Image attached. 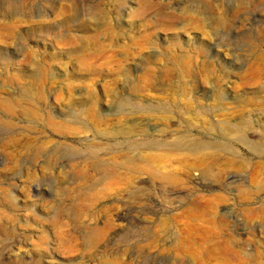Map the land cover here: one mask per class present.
I'll return each instance as SVG.
<instances>
[{"label":"rangeland","instance_id":"1","mask_svg":"<svg viewBox=\"0 0 264 264\" xmlns=\"http://www.w3.org/2000/svg\"><path fill=\"white\" fill-rule=\"evenodd\" d=\"M237 121L241 139L219 126ZM181 134L229 148L210 150L230 189L192 193L221 194L254 229L264 189H237L264 173V0H0V264H202L180 247L202 224L189 200L128 197L103 164Z\"/></svg>","mask_w":264,"mask_h":264},{"label":"bare ground","instance_id":"2","mask_svg":"<svg viewBox=\"0 0 264 264\" xmlns=\"http://www.w3.org/2000/svg\"><path fill=\"white\" fill-rule=\"evenodd\" d=\"M242 124L241 121H237L233 125L238 127L232 125L219 126L225 131L237 133L238 139H241L240 131L242 129L238 128L243 127ZM245 130L249 131V129ZM156 131L159 134L178 132V130H169L166 127L158 128ZM224 146L223 144L201 140L192 141L188 144V135L181 134L166 142L150 140L145 143L131 144L129 146L131 154L112 153L103 164L106 167L105 174L109 178L110 189L115 190L120 187L127 192L128 197L140 200L145 195L147 202L151 204L155 197V192L152 190L159 186L162 188L161 190L159 188L161 194L165 195L167 201L174 202L186 199L188 203L189 200L190 206L186 209L187 217L199 219L202 224H193V228L190 226L193 230L190 234L186 232L185 236L181 237L184 242L180 247L183 251L191 253L194 257L193 262H201L202 264H249L252 253L248 251V248H255V246L264 248V200L262 203L259 202L261 205L257 209L248 210L247 215H243L246 218L244 223L247 227L249 225L250 227L255 226L254 229L258 231L256 233L252 228L249 230L245 227L240 229L237 228L238 226L235 227L241 220L238 216L240 213L235 211L238 214H234L232 208L225 206L226 198L221 194L196 196L192 193L197 187L207 191L211 189H225L227 191L230 189L233 179L227 181L226 184L217 181L218 170L216 172L214 168L218 166V154L210 150V147H214L227 151L229 148ZM145 148L149 150L145 151ZM176 150L184 152H173ZM95 166L99 167L101 163H96ZM237 166V163L227 160L224 161L221 170ZM179 170L183 172H178ZM194 170L196 173H193ZM190 172L197 177H190ZM256 173L249 178L248 185L243 183L238 187L237 195L240 198L249 199L254 191L264 189V173ZM136 174L146 176L142 181L144 184L133 183ZM150 209L151 207H149L148 212ZM156 218L158 219L159 215ZM226 219H233L234 227H228ZM152 227L147 225V230L149 229L147 232L151 239L149 245L159 249L162 246L161 240L166 241L167 237L161 229H158L157 232L151 231L150 228ZM162 229L165 230L163 225ZM257 235L259 238L254 240V236Z\"/></svg>","mask_w":264,"mask_h":264}]
</instances>
